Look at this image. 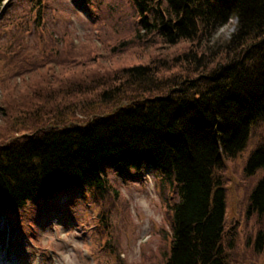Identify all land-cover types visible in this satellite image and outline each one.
Segmentation results:
<instances>
[{
	"label": "trees",
	"instance_id": "trees-1",
	"mask_svg": "<svg viewBox=\"0 0 264 264\" xmlns=\"http://www.w3.org/2000/svg\"><path fill=\"white\" fill-rule=\"evenodd\" d=\"M9 1L0 0V12ZM131 2L134 27L104 46L117 55L144 35L166 46L189 44L185 51L116 67L99 62L89 47L74 56L75 40L45 34L40 7L12 17L10 37L0 42V216L20 215L29 202L73 187H88L104 200L117 192L110 170L151 167L178 194L161 264H229L227 189L217 171L249 148L254 128L264 123V0ZM232 13L241 17L238 34L213 41ZM31 33L36 37L29 41ZM36 74L44 80L32 79ZM96 104L115 110L66 125ZM260 170L264 142L252 150L245 174ZM247 213L264 217V176ZM255 248H264L263 231ZM109 249L118 250L116 239Z\"/></svg>",
	"mask_w": 264,
	"mask_h": 264
},
{
	"label": "rangeland",
	"instance_id": "rangeland-1",
	"mask_svg": "<svg viewBox=\"0 0 264 264\" xmlns=\"http://www.w3.org/2000/svg\"><path fill=\"white\" fill-rule=\"evenodd\" d=\"M43 0L40 6L36 0H11L0 13V42L10 37L9 30L12 17L28 7L33 13L42 8L43 19L40 23L45 34H55L63 43L75 40L74 56L97 50L98 61L103 64L124 66L132 62L150 61L181 54L189 44L166 46L157 37L140 36L139 41L124 48L125 52L114 55L112 49L104 46L117 33L130 31L135 24V10L131 0ZM21 14V13H20ZM131 34V33H130ZM31 33L29 41L35 39ZM49 38V36H48ZM204 41L206 38H203ZM213 41H226L222 36L214 35ZM65 50V47H64ZM79 53V54H78ZM160 60V59H159ZM96 63V62H94ZM63 71L56 66V73ZM47 73L44 69L43 74ZM52 71L49 73L48 78ZM196 74L190 75L194 77ZM35 81L44 80L40 74L32 77ZM23 82V80L18 79ZM115 108L96 104L85 114L76 113L67 119L66 125H85L102 115L111 114ZM0 113V122H3ZM264 142V123L256 126L249 143V148L234 160H226L224 168L217 171L227 189L226 198V235L224 245L227 249L229 264H264V248L257 252L255 241L260 231L264 232V217L248 215L249 197L258 182L264 176L260 170L254 176L245 174L247 161L253 149ZM156 175L160 193L159 207L165 213L166 220L153 228L155 241L144 251V264H161L164 255L170 249L173 211L171 206L178 200L177 191L168 183H163L159 173L145 167L141 171L119 174L112 170L108 177L117 192L107 194L104 200L96 199L88 187H73L62 194L41 202H29L25 209L18 213L4 214L0 218V253L8 252L10 264H29L30 254L26 245L33 248V255L38 244L37 232L32 227L33 221L41 230L47 229L53 221L64 225L66 229L74 228L81 238L89 240L93 246L92 259L95 264H124L121 253L134 246L141 232L147 227L143 219L136 224L128 216L127 201L121 192V183L130 187H139L144 182L145 173ZM115 173V175H113ZM138 182V183H135ZM135 194V192L133 193ZM106 209L100 221V211ZM3 221V223H2ZM103 228H102V226ZM109 233L107 234L106 231ZM116 239L118 250L109 252L111 241ZM51 253L42 254L37 264L46 262Z\"/></svg>",
	"mask_w": 264,
	"mask_h": 264
},
{
	"label": "clouds",
	"instance_id": "clouds-1",
	"mask_svg": "<svg viewBox=\"0 0 264 264\" xmlns=\"http://www.w3.org/2000/svg\"><path fill=\"white\" fill-rule=\"evenodd\" d=\"M241 27L240 15L232 13L225 23L217 27L213 35L222 36L230 41L234 35L238 34ZM130 171L135 174L136 169L133 167ZM121 192L127 201L129 218L136 224H140L142 219L147 222V227L141 232L134 246L124 250L121 258L124 264H144V251L155 241L153 228L157 224L162 225L166 220L164 211L159 207L160 193L156 175L146 172L144 182L135 188L121 183ZM32 227L37 232L38 244L34 255L33 248L26 245L25 250L30 254L29 264H37L41 255L47 253H51L50 258L41 264H95L92 259V243L82 239L80 232L76 229H66L57 221H53L47 229L43 230L33 221Z\"/></svg>",
	"mask_w": 264,
	"mask_h": 264
},
{
	"label": "bare ground",
	"instance_id": "bare-ground-1",
	"mask_svg": "<svg viewBox=\"0 0 264 264\" xmlns=\"http://www.w3.org/2000/svg\"><path fill=\"white\" fill-rule=\"evenodd\" d=\"M2 223H3V221H2ZM0 260L3 261L4 264H10V260L8 258V252L7 251L1 252Z\"/></svg>",
	"mask_w": 264,
	"mask_h": 264
}]
</instances>
